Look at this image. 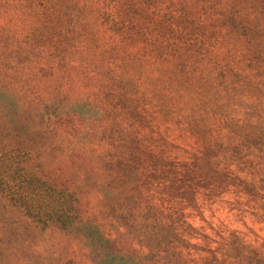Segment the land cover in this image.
<instances>
[{
    "label": "trees",
    "instance_id": "16d2710c",
    "mask_svg": "<svg viewBox=\"0 0 264 264\" xmlns=\"http://www.w3.org/2000/svg\"><path fill=\"white\" fill-rule=\"evenodd\" d=\"M42 110L97 122L74 136L116 144L92 160L97 178L119 183L97 191L119 199L109 203L118 219L121 183L139 171L135 220L155 264H264V236L250 242L236 229L194 256V228L177 207L181 193L234 186L264 226V0H0V233L9 240L32 227L88 228L77 192L43 170L60 147ZM93 228L103 252L110 239ZM147 255L106 251L100 261L148 264Z\"/></svg>",
    "mask_w": 264,
    "mask_h": 264
},
{
    "label": "rangeland",
    "instance_id": "374dc122",
    "mask_svg": "<svg viewBox=\"0 0 264 264\" xmlns=\"http://www.w3.org/2000/svg\"><path fill=\"white\" fill-rule=\"evenodd\" d=\"M44 114L50 117L46 123H52V126L58 128V137H52L58 146V150L53 153L44 165L43 170L56 180L58 183L70 185L76 192L82 208V219L88 228L63 229L61 227H32L30 231L22 233L20 236L11 237L10 240L0 233V240L4 245L0 248V264H102L103 253L114 251L117 253H130L132 257L139 262L144 255L149 259L148 264H155V255L150 253V244L144 241V232L136 224L137 202L132 198L133 188L139 178L138 170L130 172L128 181L122 182L123 195L119 207V214L123 212V217L118 214L115 207L109 208V203H119V199L111 200L104 195L97 194L98 189H110L119 185L116 181L98 177V169L92 160V157L99 154L108 155L114 151L115 143L110 141L107 135L99 133L96 136H89L80 139L74 136L76 126L84 128V123H97L84 120L81 117L68 119L67 117H56L48 113V110H42ZM155 123V125H154ZM143 128H147L149 133L152 127L157 130V123L151 119H141ZM100 138V139H98ZM183 143L182 139L177 140ZM177 141L173 139L176 144ZM138 155L132 153L129 157ZM149 175V174H148ZM147 174L145 175L144 179ZM142 178V176H140ZM151 177H147L146 189H148L145 203L150 207V213H153V192L154 186L151 183ZM147 191V190H146ZM200 192V191H199ZM189 195V196H188ZM187 199H183L181 193L178 202V212H185L187 221L192 224L194 230L191 242V253L194 256H200L201 249L208 245L212 248L219 247L218 242L222 236L229 234L231 230H239L245 234L250 242L257 241V236H264V226L257 224L250 213V209L245 206L246 199L234 187L227 190L226 193L218 196H209L201 191L200 193H190ZM186 196V197H187ZM243 205V206H242ZM98 226L110 239L106 247L101 251L93 248L94 242L101 235L95 232L94 226ZM189 236V234H188ZM210 237L211 240H208ZM102 253V254H101ZM101 254V255H100ZM102 257V258H101ZM101 260V261H100Z\"/></svg>",
    "mask_w": 264,
    "mask_h": 264
}]
</instances>
